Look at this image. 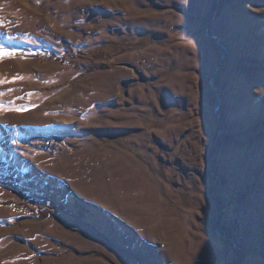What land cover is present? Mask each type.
Instances as JSON below:
<instances>
[{
    "label": "rangeland",
    "instance_id": "374dc122",
    "mask_svg": "<svg viewBox=\"0 0 264 264\" xmlns=\"http://www.w3.org/2000/svg\"><path fill=\"white\" fill-rule=\"evenodd\" d=\"M0 264H264V0H0Z\"/></svg>",
    "mask_w": 264,
    "mask_h": 264
},
{
    "label": "snow or ice",
    "instance_id": "6c2138e0",
    "mask_svg": "<svg viewBox=\"0 0 264 264\" xmlns=\"http://www.w3.org/2000/svg\"><path fill=\"white\" fill-rule=\"evenodd\" d=\"M3 55H9V56H11V55H15V53L8 52V51L4 50L3 48H0V56H3Z\"/></svg>",
    "mask_w": 264,
    "mask_h": 264
}]
</instances>
